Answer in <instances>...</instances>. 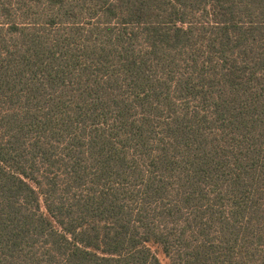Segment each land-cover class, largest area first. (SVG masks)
<instances>
[{
  "label": "trees",
  "instance_id": "trees-1",
  "mask_svg": "<svg viewBox=\"0 0 264 264\" xmlns=\"http://www.w3.org/2000/svg\"><path fill=\"white\" fill-rule=\"evenodd\" d=\"M264 264V0H0V264Z\"/></svg>",
  "mask_w": 264,
  "mask_h": 264
},
{
  "label": "rangeland",
  "instance_id": "rangeland-1",
  "mask_svg": "<svg viewBox=\"0 0 264 264\" xmlns=\"http://www.w3.org/2000/svg\"><path fill=\"white\" fill-rule=\"evenodd\" d=\"M160 259L163 264H170L169 260L162 254L160 255Z\"/></svg>",
  "mask_w": 264,
  "mask_h": 264
}]
</instances>
